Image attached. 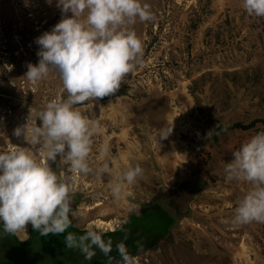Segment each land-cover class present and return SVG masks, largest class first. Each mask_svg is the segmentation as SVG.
Segmentation results:
<instances>
[{
  "label": "rangeland",
  "instance_id": "obj_1",
  "mask_svg": "<svg viewBox=\"0 0 264 264\" xmlns=\"http://www.w3.org/2000/svg\"><path fill=\"white\" fill-rule=\"evenodd\" d=\"M146 2L154 19L133 26L143 52L127 78V93L74 106L96 123L88 156L92 171L72 173L59 158L49 162L59 176L75 177L73 224L102 235L122 226L119 233L102 236L112 241L113 264L119 260L115 245L120 241L136 264H264V223L232 221L250 185L226 181L224 172L232 151L264 131V124L230 130L216 141L206 134L213 128L212 115L226 124L264 117V17L249 15L242 0ZM61 18L55 0H0V150L25 147L45 163L35 152L39 145L14 136L13 130L27 122L29 128L39 126L37 114L46 103L66 96L55 71L36 83L24 77L26 65L38 61L35 39ZM171 128L161 139V130ZM102 147L107 151L101 152ZM105 162L110 174L95 175ZM136 164L142 176L114 200L110 184L116 173ZM152 201L161 204L147 207L151 214L169 208L175 218L155 246L162 226L143 208ZM28 227L30 223L16 233L20 240L28 239ZM66 231L74 232L70 227ZM36 233L38 257H33L34 244L15 248L2 230L1 252L15 254L19 264L107 262L98 249L86 260L78 249L65 247L66 232ZM13 249L17 251L11 253Z\"/></svg>",
  "mask_w": 264,
  "mask_h": 264
},
{
  "label": "clouds",
  "instance_id": "obj_2",
  "mask_svg": "<svg viewBox=\"0 0 264 264\" xmlns=\"http://www.w3.org/2000/svg\"><path fill=\"white\" fill-rule=\"evenodd\" d=\"M49 4L52 0H47ZM62 18L50 31L35 39L39 46L36 64L28 63L24 77L39 82L51 71L59 74L64 98L46 103L37 114L39 126L28 122L13 130L30 145H39L35 152L48 163L26 151L10 146L0 150V224L3 232L15 234L30 223L41 236L65 233L64 246L78 249L91 260L98 249L113 264L112 241L102 234L85 229L82 234L66 231L75 226L76 210L71 207L75 177L59 176L50 161L59 158L72 173L88 174V163L96 123L74 107L92 98L112 94L134 63H140L142 42L133 26L154 19L146 0H55ZM249 15L264 17V0H242ZM71 13V15H67ZM161 130L160 138L171 133ZM107 148L102 147L101 152ZM233 159L225 163L226 181L250 185L238 200L232 221L236 224L264 223V131L252 135L232 151ZM110 174L107 162L95 175ZM143 174L139 164L128 165L117 172L110 184L114 200L119 201L126 188ZM71 217V219H70ZM119 255L116 264H136L123 241L115 245Z\"/></svg>",
  "mask_w": 264,
  "mask_h": 264
},
{
  "label": "trees",
  "instance_id": "obj_3",
  "mask_svg": "<svg viewBox=\"0 0 264 264\" xmlns=\"http://www.w3.org/2000/svg\"><path fill=\"white\" fill-rule=\"evenodd\" d=\"M152 42H153V40H151L150 43L147 44V46H146V48L144 50V53H143V57H144V55L147 54V52L149 50V47L151 46ZM137 64L135 66H137ZM133 68H134V65H133L132 69ZM132 69L130 70L129 73H127L123 77V79H122V81L120 83V86L112 94H110L109 96H105V97L99 98V99L100 100H113L117 96L126 94L127 91H128V89H129V84L127 83V78L131 75ZM258 122H261L262 124H264V117L263 116L257 117L255 120H253L252 122L247 123V124H245L244 122H241V121H236V122H233L231 124H229V123L226 124L225 122H222V121H219L218 119H215L213 117V115H212L213 128H212L211 131L208 130V128H207L206 134L208 136H211L210 138H212L213 141H216V140H219L222 135L228 133L230 130H233V129H244V130H247V129L252 128ZM207 131H210L211 134L207 133ZM73 198H74V195H71V207H73V204H72ZM160 204L161 203H159V201H152L151 203H148V204H146L143 207L144 210H146V209L148 210V214L147 215L150 217V219H153V221H156L157 220V222H160V226H162V231L156 234V238H155L154 243L157 242L156 240L158 238H164L170 232V228L175 223L174 215L171 212H169V208H168V210L166 209L167 212L165 210L163 211L162 209H156L155 208L154 209L155 213L154 214L153 213L152 214L150 213V211L152 210L153 207H159ZM147 207H149L151 210L148 209ZM143 208H142V210H143ZM141 213H142V211H141ZM140 215L136 214L135 216H138L139 217ZM141 216L143 217V215H141ZM121 227H119L117 229H114L112 231H108L106 233H103L102 236H105V235H108V234H116V233H119L120 230H121L120 229ZM70 228H71V230H73L77 234H82V230H79L77 227L70 226ZM1 230H2V233L3 234H7V233L3 232L2 224H0V231ZM35 234L37 235L36 231L31 226L30 227V235L31 236L27 240H23V241L20 240V238H18V236H17L16 233L15 234H7V236H9V238L11 240V245H13V247H15V248H19V247L20 248H25V246H28V245L32 246V248H33V244H34V248H33L34 255H33V257H38L40 255L39 252L41 251V248H39L38 246L41 247V245L38 242V239L39 238H37L35 236ZM12 240H13V242H12ZM155 245H156V243L154 244V246ZM142 250H144V249H142ZM142 250H140V251H142ZM16 251H17L16 249H13L11 253H14ZM18 258L19 257L18 256H15V254L7 255L6 256V254H4L3 252H1V250H0V264H7V261L8 260H11L12 261L10 264H19V263H17V259ZM92 264H108V262H102V261L99 260V262H95V263H92Z\"/></svg>",
  "mask_w": 264,
  "mask_h": 264
},
{
  "label": "flooded vegetation",
  "instance_id": "obj_4",
  "mask_svg": "<svg viewBox=\"0 0 264 264\" xmlns=\"http://www.w3.org/2000/svg\"><path fill=\"white\" fill-rule=\"evenodd\" d=\"M30 227H31V224H30ZM28 231L30 232V229H29V227H28ZM83 232V231H82ZM31 235H30V233H28V238L30 237Z\"/></svg>",
  "mask_w": 264,
  "mask_h": 264
}]
</instances>
